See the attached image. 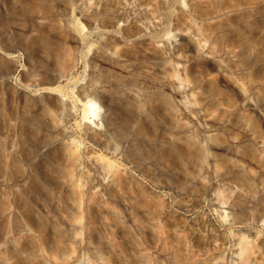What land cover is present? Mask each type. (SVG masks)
<instances>
[{"label": "rangeland", "instance_id": "1", "mask_svg": "<svg viewBox=\"0 0 264 264\" xmlns=\"http://www.w3.org/2000/svg\"><path fill=\"white\" fill-rule=\"evenodd\" d=\"M0 264H264V0H0Z\"/></svg>", "mask_w": 264, "mask_h": 264}]
</instances>
